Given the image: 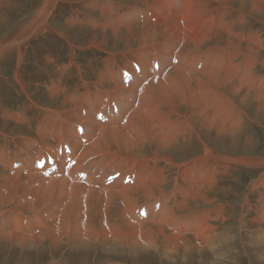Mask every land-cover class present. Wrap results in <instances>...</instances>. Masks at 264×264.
Returning <instances> with one entry per match:
<instances>
[{
	"label": "bare ground",
	"instance_id": "bare-ground-1",
	"mask_svg": "<svg viewBox=\"0 0 264 264\" xmlns=\"http://www.w3.org/2000/svg\"><path fill=\"white\" fill-rule=\"evenodd\" d=\"M57 1H59V0H42L40 2L39 6H37L38 4L34 5L37 7L35 9L33 8L34 10L32 11L31 19L27 22V24L20 25L19 28L15 31V35L12 37V39L10 41H8L6 43L0 42V62L3 61L4 59L5 60L7 58L9 59V56L7 57V54L9 52H13L15 54L14 60H15V67H17V70L16 71L14 70V72L12 74L13 79L15 80V81L14 80L13 81L15 82V84L18 87V89H16V90L19 92L21 90L29 98H32V95L28 94L27 88L25 86L26 84L20 80V78H19L20 73L18 72V71H20L18 69V68H20L19 67L21 65L20 63L23 62L25 49H21V47L17 46V45L23 41H26L27 39H29L31 37L37 38L39 35H41L43 33H45L47 35L49 33H52V35L57 34L60 37H63L64 39H66L67 43L70 46L74 45L69 38L70 36L67 37L66 32H61V30L56 31V30H54V28L50 24V19L53 15V11L55 8H58L57 7L58 6ZM122 1H124V0H122ZM126 1L127 0H125V2ZM132 1L134 4L129 5V6L125 5L127 7L126 9L124 8V6H120V4L115 5L112 0L111 1H109V0H89L88 2L85 3V7H91L93 9H95V10H91V11H93L91 13V17L87 18V21L89 22L91 28L93 30L95 29L94 32H97L96 31L97 29H101L103 27L104 28L106 27V29L109 31L110 34L113 35V37L114 36L119 37L122 34H124V38L126 39V40L125 39L124 40L127 41V42H125V43H127V45H128L129 41H130V45L131 44L132 45L135 44L136 46L140 45V47H139L140 49L139 48L138 49H136V48L130 49V48H128L129 46L128 47L126 46V47L128 48L127 52L129 54V56L132 58H135L136 63L141 64L140 66H142V71H140V73L137 76L132 75L130 77L128 74V69L135 67V64L132 61L125 59V60H123V65H120V66L117 65V70L115 73H113L114 67L109 68V69L107 68L105 71L100 70L102 72L97 71L98 74H96V76H95L96 79L94 76H90V77H94V79H93V81H88V84H87L85 82L84 78L81 76V72H82V75H84L83 74L84 73L83 68L82 67H75L77 71L78 70L80 71V73L78 74L80 78H79V80L77 79L78 83L87 84V85H90L91 88H93L88 92L86 91L81 98H79V97L77 98V102H80V104H85V101H87L89 99L91 101V100L99 99L100 97H102V95H98V92H100V93L105 92V95H106V94L117 93V91L120 90V91H124L127 94L128 93L130 94V101L128 100L129 102H127V103L122 102L121 106L118 107V108H121V110H122L121 114L119 113L120 114L119 117H120V119L122 118V120L123 119L126 120V123L124 125H117L116 124V125H113V126L108 127V128L100 127L101 130H98L99 131L98 134L96 133L97 137L95 138V141L92 142V144L85 147L84 149H82L81 155L87 157L88 155L90 156L93 154H99V153L101 154V152H107L108 154H111V153L121 154L118 156L124 155L125 157H129L130 159L133 156L135 158L138 157L140 159H138V160L133 159V160H134V163L136 161H138V165L140 168L143 167L139 173L140 180L141 181L143 180V182L148 184L152 180V175L151 174L147 175V173H146V170L149 166V165H147V163H150V161H154V163L152 165H156L155 162L159 161L158 159H160V160L165 159L168 161H172L171 160L172 158H169L167 155L162 156L160 158V153L158 152V148H160V146L162 144L166 145V144L174 143V141L175 142L178 141L179 138H181V140H183V143H186L187 139H189L191 137L192 133L196 132V133H198L197 135H199L198 129H200L202 127H204L207 130L215 129L216 131H218V133L226 132V133H229L231 135L239 133L240 132L239 130L241 129L239 127L243 126V125L240 126L241 122H242V118L246 113H248V110L250 108V105L248 103V102H250L249 100H253L256 108L264 114V80L262 78L263 76H262V74L260 76V74L258 73V77H256V78L253 77L255 69L259 66L258 63L264 65V55L260 56L261 52L259 53V49H258L260 47V45L264 44V43H262V40L260 37V35H262L263 33L260 34L261 33L260 32L259 33L260 35H259L258 34L259 31L257 32L251 28L246 29V30L241 29V26H243V24L241 25L242 18L246 17V16H244L246 14L242 13L243 7L245 6V5L243 6V3H245L246 0H185V3H181V0H175L174 6H173V2H172L173 0H132ZM262 2H264V0H247V4H248L250 9H248L249 10L248 11L246 9V6H245V9L249 13L252 12L253 14H256L257 18L258 17L262 18V16H264V5ZM77 4H79V3H77ZM129 4H131V3H129ZM118 6H120V7H118ZM117 7L122 9V11L119 12V9ZM95 11H97L99 14H94ZM139 11L141 12V15H140L141 19L139 17V20H140L139 22H141L140 24L135 23L136 21H134L135 16H136L134 14H138ZM248 12H246V13H248ZM235 13H238V14L235 17H233V14H235ZM131 17L133 18L132 19L133 23L131 22ZM257 18H255V19H257ZM246 19H247V17H246ZM251 19H252V16H251ZM253 19H254V17H253ZM234 20L238 21L240 23L239 24L236 23V24H238V26H236V28L233 27V29H231L233 26ZM82 21H85V20L82 19L81 22ZM195 21H201V23L196 24ZM253 21H255V20H253ZM124 22L125 23L127 22V24L123 25ZM255 27L256 26H254V28ZM137 28L139 30H137ZM88 29L89 28H83V26L78 25L75 28H71L69 30H70V32L76 34V33H83L84 31L87 32ZM62 31H63V29H62ZM101 35H103V34H101ZM242 40H245V42L248 41V42H246L247 44L243 43ZM111 42H114V41H111ZM87 44H90L91 46L96 47V48H101V46L97 42L92 41V39L88 40ZM217 45H219V47H220V45L221 46L222 45L230 46L232 49H234V53L232 55H230V54L226 55L225 59H222V61L217 62V65L214 68L212 67V64L210 65L211 67L208 65H203V66H199V67L195 66L196 65L195 61L198 59V54L196 56H192V55H194L193 52H194L195 48H197V47L202 48L205 46L217 47ZM12 47H14V48L10 49ZM132 48H133V46H132ZM261 48H263V47H261ZM152 49H155V51H153ZM159 49H167V51H168V49H180V51H178L179 52V54H178L179 60H175V63H178V64H175L174 66H172L170 63V57H168L167 59L161 58L164 54L161 56ZM201 50H203V49H201ZM102 51H104V50H102ZM195 52H197V49ZM109 53H112V52H109ZM120 53H122V55H123L125 53V51L120 52ZM185 53L186 54L188 53V54H190V56H192V59L190 60L192 62V65L189 64L191 66V68L189 65H188L189 67L184 65V61H181L180 56H183ZM205 53H206V51H204L203 54L205 55ZM151 54L152 55H159L157 62L160 61V64H158L159 68L156 66V68H152V71L149 72V69H147L146 63L144 61ZM204 55H202V59L200 58V61H202V62H204L203 61L204 58L207 57V56L204 57ZM209 55L212 56L213 53H209ZM237 57L239 58L238 60H236ZM233 58H235V59L233 60ZM111 60H108V61L105 60V62H109ZM113 62H116L118 64V60L113 59L111 61V63H113ZM188 62H189V60H188ZM197 64H199V63H197ZM107 65H108V63H107ZM109 65H111V64L109 63ZM74 66H75L74 63L70 60V61H68L67 64H65V66H64L65 68L64 67L63 68L67 72L70 67H74ZM152 67H154V66H152ZM161 67L162 68H168V69L167 70L165 69L163 72H161L160 71ZM65 71L63 72V74L66 73ZM108 71H109V74H107ZM122 71H123V73H122ZM56 73H57V71H56ZM164 73H166V74L163 75ZM61 74H59V75H61ZM59 75H58V77H59ZM47 76L51 82L50 83V86H52L51 89L56 90V87L54 86V84L57 82L58 78H56V76L54 78L53 76H50V74H48ZM105 76H108L109 80H111V81L106 82L104 80H99V79H103ZM100 77H102V78H100ZM59 78H61V77H59ZM123 78L125 80H127L128 84H126V85L123 84V82H124ZM61 80H62V78H61ZM54 81H55V83H54ZM48 82H49V80H48ZM48 82H47V84H49ZM60 83H62L61 84L62 88L68 86L66 83H64L62 81ZM57 86H59V85H57ZM128 86H131V88H129ZM256 86H258V88H260V89L257 90ZM75 87H79V86H75ZM81 88L82 87H80L79 90H81ZM105 89H107V90H105ZM109 91H111V92H109ZM45 93H47V92H45ZM56 93L57 92H50L49 93L51 98L55 101L58 100V98L60 99V94L57 93V96H55ZM66 94H65L66 97L70 96V95H66ZM73 95L75 96V94H73ZM106 97L108 98L109 95H106L101 99H105ZM134 97H136V98H134ZM110 98H112V97H110ZM66 99H68V98H66ZM73 99L74 98H71L70 100H73ZM101 99H99V101ZM80 104H78L79 108L82 106ZM34 105H35V103H34ZM31 106H32V103H31ZM59 106H55L54 108L59 109ZM46 108L48 109V107H46ZM70 110H72V109H70ZM162 111H164V112H162ZM58 112L56 114L54 113V116H57L56 118L60 120V123L58 122L59 125L55 128L54 132L50 133L51 134L50 137H53L56 140H60L59 137H63L62 133L65 131L63 130L62 121L65 122V120H67L66 117L64 115H62L63 113L61 114V112H60V114H59ZM94 112H92V113H94ZM8 113H9V111H8ZM10 113H12V112L10 111ZM52 113H50L49 115L51 116ZM85 113H86V111H85ZM49 115L45 114V117L40 118V122H39L40 124H39V126L37 125L38 130H41V128L45 127V124L48 123L47 121L49 120V118H51V117H48ZM165 115H166V117H165ZM69 118H71V117H69ZM169 118H175L176 125L182 124L181 131H179V130L173 131V132H164L163 131L166 128L165 125H167V120H165V119H169ZM156 119H160V121L156 122ZM0 120H1L0 121V130L4 131L5 133H3L1 131L0 132L3 135L5 134V135H7L9 137L11 136L15 139H16V137H14L15 135L12 136L9 134H12V133L16 134L19 131L24 132L23 130H25L27 128L26 127L25 129H22V127H21L22 125L20 126V128H18L19 125H17L15 123L16 121L13 123L12 121H9L7 119H0ZM11 122L14 126L11 125ZM23 123H25V122H23ZM86 123H87V121H86ZM95 123H96V121H95ZM52 125H54V124H52ZM89 125L91 126V124H89ZM86 126H87V124H86ZM93 126H95V125H93ZM47 128H48V126H47ZM30 129H32V128H30ZM88 129H90V128H88ZM92 129L94 130V128H92ZM93 130H91V131L93 132ZM167 130H168V128H167ZM42 131H41V135L43 136ZM95 131H97V130H95ZM92 132H91V134H92ZM1 133H0V135H1ZM73 133L75 134V132H73ZM185 135H187V139H184ZM46 136L45 137L43 136V137L46 138ZM48 136H49V134H48ZM85 136H86V134H85ZM69 137H70V135H69ZM21 138H24V137L21 136ZM2 139H4V138H2ZM25 139H27V138H25ZM21 140H24V139H21ZM6 142H8V141H6ZM20 142H23V141H20ZM9 143L10 142H8V146H9ZM17 143H18V141H17ZM5 145H6V143H5ZM13 145H15L14 142H13ZM20 145H21V143H20ZM70 145H71V143H70ZM152 145H154L153 148L151 149L152 154H151V156L148 157L146 155L147 151H146L145 147L146 146H152ZM174 145H175V143H174ZM176 145H178V144H176ZM13 147H12V149H13ZM17 147H19V146H17ZM30 147H32V146H30ZM156 147H157V149H156ZM210 148H211V151H205L203 153V154H205V156H202V157L198 156L195 160H191V161L186 160V162H183L181 164H176V165H178L176 167L178 177H180L182 179L184 178L185 180H187L185 178L186 176H188L195 169L202 168L206 164V162H205L206 160L210 161V159H212L214 157H217L221 160L234 162L237 165L243 164V165L250 166V167H262V168H264V156H262V157L258 156L257 157V155H256V158H251V157L245 158L243 156L242 157H232V156L228 155V152H227V154L222 155V154L217 153L216 150H214V147L213 148L210 147ZM41 150H42V148H41ZM21 151H23V150H21ZM73 152H74L73 150L70 152V155L72 156V158L74 157ZM3 153H5V152H3ZM79 155L80 154H78V156ZM17 156L19 157L20 155H17ZM78 156H77V158H78ZM0 157H2V156L0 155ZM111 157L114 158V156H112V155H111ZM145 158L147 160H144ZM217 158H215V160ZM10 159L11 158H9V161H10ZM98 159H99V157H98ZM80 160H83V159L80 158ZM114 160H115V158H114ZM3 161H2V164H3ZM77 161H78V159H77ZM101 161H103V160H101ZM24 162H25V160H24ZM122 162H123V160H122ZM4 163H5V161H4ZM6 163H8V162H6ZM11 163H13V161H11ZM11 163H9V164H11ZM78 164H76V165L78 166ZM118 165H120V164L118 163ZM9 166H13V164H11ZM132 167H130V168H132ZM5 169H8V168L5 167ZM123 169L124 168H122V170ZM204 169L206 170V168H204ZM209 169H210V167H209ZM1 173H3V172H1ZM1 173H0V176L2 175ZM16 174H19V172ZM3 175L5 177V173ZM68 175H69V173H68ZM160 175H161V172H160ZM211 175H213V174H211ZM24 176H26V175H24ZM4 177L0 179V180H3L2 181L3 183H0V188H2L4 190H8V188H10L11 191L7 192L8 196L6 197V199H4L3 201L0 202V215L4 214L6 212V210H12L13 211V212L11 211V213H9V214L7 213L6 219L12 214L18 216V213H20V212L21 213H25V212H27V213L32 212L33 213L35 209H37L39 206L45 204L46 202L52 203V201H58V200L62 199L63 202L67 203V206L65 207L61 218L59 220L57 219L59 221V225H57V227L56 226L54 227V225L57 224V221H56V219H55V221L53 220V218H52L53 216L51 217L52 221L49 222L50 224H47V221H42L44 219V216H41L38 218L37 221L39 223H43V226L40 225V227H38V228L42 227L40 234H32V233L26 234L25 232H24V234H22L19 232L20 229L18 232H16L13 229L10 230L9 232H5V230L3 232L2 231L3 229H0V239H5V241L13 239L14 244L21 246V248L22 247H30L29 245H27V244H30V245H32V249H37L38 247H40L41 244H44L46 241H48V244H47L48 250H56L61 245H64V252L63 253H60L58 255L57 253L52 251V252H50V256L48 258H44L41 261V264H59L58 259L60 261L64 260L66 264H71V262H75V261H78V262L83 263V264L85 262H86L85 264H87L88 262H92L93 264H100V263L104 264L106 262L107 264H109L110 260L115 256L117 257V260H119L120 262H116V260L113 258L114 262L110 263V264H137L138 257H140L139 255H141L142 252H144V253L145 252H147V253L151 252L155 255H158V257L160 256V257H166V258H170V259H173L176 256L180 257L182 255L181 254V252H182L183 254H185L183 256L185 258H183V259H187L186 256L188 255V253L193 248L197 249V247H196L197 244H195L196 240L199 239V240H203L204 242L208 241L209 243L214 241V239H216V238H217V241L223 240L222 235H212L210 233L209 227L212 226L213 224L210 225V223L207 222V220L210 219L211 217H215V219L221 218L220 219L221 222L225 221L226 220L225 218H227V217L222 216L223 215L222 207L212 208L211 210H209V209H204V210L200 209L199 210L201 205H204L206 203H211V200H208L207 198L204 197V195H206V194L203 195V192H204L203 190L205 188H210V186L212 185L214 180L213 181L211 180L212 183H208L207 185L202 184V183H201V185H195V187L197 188V191H196V193H194V195H193V192H191V191L190 192L192 194L190 193L189 195H192V196L188 197L189 195L188 196L184 195V197L187 196L188 199L180 198L181 192L179 190V186L174 187V189H176V190L172 191L171 197L173 199H177V197H179L178 202L175 201L176 203H178V205H176L175 208H178L177 210H179V212L182 213L181 216H178L179 214L177 215L176 213H174L173 219L176 221V225L179 228H180V226H181V228H183L184 227L183 224L185 225L186 220L188 219L187 217H189V216L191 219L194 220L195 223L198 224V227L195 228L196 225L193 223V220L189 223V230L193 231L194 234H190V233L189 234H186V233L178 234L177 233V235H175V234H173V231H172V233L169 232L168 231L169 229H167V227H166V225L171 226L170 220L161 219V220H158L159 222L158 221H148L147 223L141 221L138 223L139 226H137L136 224L129 222L127 220L122 222V224H120L121 222L120 223L118 222L120 224L118 226H115V225L110 226L108 224V221L113 220V218H116L118 220L124 209H126L127 211L132 210L134 207V205H132V204L136 203L137 200H139L140 198H142V201H145L147 198H152L151 196L162 195V194H159L163 189V187L160 185H154L153 183H151L152 185L151 184L146 185L145 187L144 186H138V187L133 186L131 188L126 187V189H122V187H114L115 188L114 189L112 186V188L105 187V189L104 188H98V190L97 189L94 190L93 188L89 187V188H87L88 190H84L83 189L84 186L82 187L78 183H76L74 176H73V181H68L67 176H60V178L57 177V178H51L50 180L49 179L47 180V183H45L46 185L41 187L42 190H40V192H42V194L39 195V199L35 203H33V202L32 203H30V202L22 203L23 201L21 203H19L18 200H17L18 202L14 200V196L21 189L20 186L18 185L17 182H12V184H11V182L8 181L10 178L8 180H5ZM15 179H16V181L19 180V178L18 179L15 178ZM137 180H139V179H137ZM187 181H189V180H187ZM39 182H41V181H39ZM42 183L40 185H42ZM27 184H29V183H27ZM249 185L246 188L248 189V192L251 193L256 188H259V189L262 188L264 186V182H262V178H261L260 181L257 180L252 185H251V183ZM26 186H28V185H26ZM188 186H189V188L191 187V189L194 188V187H192L193 185H188ZM25 187L22 188L21 190H27ZM91 187H93V186H91ZM181 191H183V189ZM185 191H187V190H185ZM82 193L86 194V197H84V195H82L83 198L85 199V202H83V204H78V206L76 208H79V207H81V208L77 209L78 210L77 215H73L71 213L73 211L70 212V207H69L70 203L73 200H76L79 203L80 195ZM2 194H5V192ZM52 198H53V200H52ZM212 199H213V197H212ZM247 199L248 198L246 197L245 201H247ZM257 200H259V202L264 201V192L261 191V192L257 193ZM102 201H104L103 204L101 203ZM117 201H120L119 211L112 212V210L116 208V207H114V205L117 203ZM81 202H82V200H80V203ZM163 204H166L163 206V208H164L163 211H165V212H163L164 216H170L172 211H170V209H168L169 202H166V203L163 202ZM218 205H220V203ZM5 207H10V208L5 210ZM101 207L103 208L104 211L102 212V215L99 216ZM196 207H198V208H196ZM72 208L73 207H71V209ZM250 210H252V208H247V212H243V215H241V217H239L241 225L240 224L238 225L237 230L238 229L241 230V228H244V226H246V224L244 222L245 219L243 220V218L247 217L248 213H250ZM196 211H199L198 213L202 214V216L198 215V213L196 214L195 213ZM252 211H253V218L250 219L249 221L260 225V221L263 220L262 217L264 216V204L257 205ZM73 213H75V211ZM22 215H20V216H22ZM58 215H59V213H58ZM245 215H246V217H245ZM57 218H58V216H57ZM183 218H187V219L184 220ZM6 219L2 218V221H4L3 224L6 223ZM103 220H105V225H103ZM183 220H184V223L182 222ZM10 221L12 222L13 219H11ZM22 222H24V221H22ZM77 222L80 224L85 222L84 226H82V227L80 226L81 227L80 232L77 231L79 229L78 228L79 224L77 225ZM180 222H182L183 224ZM18 223H19V221H18ZM200 224H201V226H200ZM26 226H28V225H26ZM186 226H187V224H186ZM23 228H24V226H23ZM192 228H195V229H192ZM260 228L261 227L256 228V229H260ZM239 230L234 231V233H232V232L229 233L228 231H227L228 232L227 234L224 233V235H227V237L224 241L226 243L225 245H227L228 243H231L233 239L235 241L236 237L238 236V233L241 232V231L239 232ZM76 233H78L79 235ZM240 235H242V234H240ZM144 238H146V239H144ZM254 238H255V236H254ZM261 239L259 240V238H258L257 242L253 241L252 243H250L251 241L250 242L247 240L244 241L245 245H242V246H245V248H242V249H244L243 251L244 252L247 251V248L252 250L253 247H258L256 245V243L264 246V242H263L264 239H263V241ZM13 240H10V241L13 243ZM171 240H173L174 242L176 241V243L173 245V243H171L172 242ZM248 240H250V239H248ZM252 240H253V237H252ZM199 242H201V241H199ZM102 243L103 244L104 243L110 244L109 249H107L108 247L107 248L105 247L106 249L105 248L102 249V247H101ZM198 245H199V243H198ZM205 245H206V243H205ZM221 245H216V248L220 249ZM228 245H230V244H228ZM218 249H216V250H218ZM216 252H217V254H220V255L223 253V251H221V250H220V252L219 251H216ZM70 256H71V259H69ZM104 256H109V257L105 260H102V258ZM122 256L124 258L128 259V262L123 263L122 261H124V260L122 259ZM256 256L258 257V260H264V249H263V252L257 251ZM213 257H215V256H213ZM223 258L224 257H221L220 260ZM84 259H86L87 261ZM55 260H57V261H55ZM64 261H62V262H64ZM83 261H85V262H83ZM141 261H143V259ZM148 262H150V261H148Z\"/></svg>",
	"mask_w": 264,
	"mask_h": 264
},
{
	"label": "rangeland",
	"instance_id": "rangeland-1",
	"mask_svg": "<svg viewBox=\"0 0 264 264\" xmlns=\"http://www.w3.org/2000/svg\"><path fill=\"white\" fill-rule=\"evenodd\" d=\"M38 1L39 0H0V42L6 43V42L10 41L12 39V37L15 35V31L19 28V26L27 24V22L31 19L32 11L37 6H39V4L42 0H40L39 2ZM88 1L89 0H59V1H57L58 2V6H57L58 8L54 9L53 15L51 17L52 20L50 19V24L54 28V30H56V31L61 30V32L67 33V37L70 36L69 38H70L71 42L74 44V45H71L72 47L67 43L66 39H64L63 37H60L57 34L52 35V33H49L48 35L43 33L37 37L38 39L31 37V38L27 39L26 41H23L17 45V46H20L21 49H25L23 62L20 63L21 64L19 66L20 68H18L20 70V71H18L20 73L19 78L21 81H23V83L26 84L25 86L27 88V92L29 95H32V98L27 97L21 90H20V92L16 90V89H18V87L15 84V82H14L15 80L13 79V76H12L14 70L15 71L17 70V67H15V60H14L15 54L13 52H9L7 54V57L9 56V59L7 58L6 60L4 59L3 61L0 62V119H7L9 121H12L13 123L16 121L15 123L17 125H19L18 128H20L21 125H22L21 126L22 129H25L26 127L28 128V129L26 128L25 130H23L24 132H22V131L17 132L16 133L17 135L15 133L9 134L12 136L15 135L14 137H16L17 140L10 136L13 139L12 140L9 136H7L5 134H4L5 135L4 136L1 132H3V133H5V132L0 130L1 131L0 132L1 133V135H0V143H1L0 144V155L2 156V157H0L1 158L0 161L1 160L5 161V163L3 161V164H2V161L0 162V166H1L0 167V173L3 172V173H1L2 175L5 173V177H4V175L3 176L1 175L0 179L4 177L5 180H8L10 178L8 181H10L11 184H12V182H17L21 189L24 188L26 185H28L25 187L28 191L20 189L16 195L14 194L15 195L14 200L15 201L18 200L19 203H21L22 201H23L22 203H25V202L35 203L39 199V195L42 194V192H40V190H42L41 187L46 185L45 183H47V180L48 179L50 180L51 178H57V177L60 178V176H67L68 181H73V176H74L76 183H78L82 187L84 186L83 187L84 190H88L87 188H89V187L93 188L94 190H96V189L98 190V188H104L105 189V187L112 188V186H113V188L114 187H122V189H126V187L131 188L133 186H137V187L138 186H144L145 187L146 185H150L151 183H153L154 185H160L163 187L162 191L159 193L162 195L151 196L152 198H147L145 201H142V198H140L139 200H137L136 203L132 204V205H134L132 210L127 211L126 209H124L118 220L116 218H113V220L114 219L115 220L114 221L113 220L108 221V224L110 226L111 225L118 226V225L122 224V222L127 220V221L132 222V223L136 224L137 226H139L138 223L141 221L147 223L148 221H158V220L163 219V220H170L171 221V223H170L171 226L166 225V227H167V229H169L168 230L169 232L172 233V231H173V234H175V235H177V233L178 234H180V233L181 234H183V233L194 234L193 231L189 230V223L193 220L190 218V216L187 217L188 219L183 218L184 220L187 219L185 225L183 224L184 220L182 221L183 223L180 222L183 224V226H184L183 228H181V226L179 228L176 225V221L173 219L174 213H176L177 215L179 214L178 216H181L182 213H180L179 210H177L178 208H175V206L178 205V203H176V202H178L179 197H177V199H173L171 197V193H172V191L176 190V189H174L175 186H179V190L181 192L180 198L188 199V197L192 196V195H189L191 192H193V195H194V193H196L197 188L195 187V185H201V183L207 185L208 183H212V181L214 180V182L212 183L210 188H205L203 190L204 191L203 195L206 194V195H204V197L207 198L208 200H211V203H206L204 205H201L199 210L200 209L211 210L212 208L222 207V210H223L222 216L227 217V218H225L226 220L221 222V220H220L221 218L215 219V217H211L210 219L207 220V222H209L210 225L213 224L212 226L209 227L210 233L212 235H222L223 237L222 236L221 237L223 238V240L217 241V238H216L211 243H209L208 241L204 242L203 240H199V239L196 240V243L195 242L194 243L197 244L196 245L197 249L193 248L188 253V255L190 257L188 255H187L188 257L186 256L187 259H183V258H185V257H183L185 254H183L182 252H181L182 255L180 257L176 256L173 259L166 258V257H160V256L158 257V255H155L151 252H149V253L142 252L141 255H139L140 257H138L137 264H150V263L151 264H200V263L201 264H264V260H258V257L256 256L257 251L263 252V249H264L263 245H259L256 243V245L258 247H253L252 250L247 248V251H245V252L243 251L244 249H242V248H245V246H242V245H245L244 241H246V240L249 242L251 241L250 243H252L253 241L257 242L258 238H259V240L262 238L261 239L262 241L264 239V228H263L264 227V216L262 217L263 220H261L262 218L260 219L261 220L260 225L249 221L250 219L253 218V211L252 210L257 205L264 204V201H261L262 202L261 203V202H259V200H257V193L261 192V191L264 192V186L260 189L259 188L254 189L251 193L248 192V189L246 188L250 183L252 185L257 180L260 181L261 178H262V182H264V168H262V167H250V166H246L243 164L237 165L234 162L225 161V160H221L217 157H214V158L210 159V161L206 160L205 161L206 164L202 168L195 169L194 170L195 172L192 171L188 176H186L185 178L189 181L185 180L184 178L182 179V178L178 177L177 168H176L178 166L176 164H181L183 162H186V160L187 161L195 160L198 156H200V157L205 156V154H203V153L205 151H211L210 147H212V148L214 147V150H216L217 153L222 154V155L227 154V152H228V155H230L232 157H242L243 156L245 158H250V157L256 158V155H257V157L258 156H260V157L264 156V114L256 108L253 100H249L250 102H248L250 105V108L248 110V113H246L242 118V122H241L240 126H242V125L243 126L239 127V128H241L239 130L240 131L239 133H236L234 135H231V134L226 133V132L218 133V131H216L215 129L207 130L204 127H202L200 129H198L199 135H197L198 133H196V132L192 133L191 137L189 139H187V135H185L184 139H187L186 143H183V140H181V138H179L178 141H176V142L174 141L175 145H174V143L166 144V145L162 144L160 146V148H158V152L160 153V158L162 156L167 155L169 158H172L171 159L172 161H168L165 159L164 160L158 159L159 161L155 162L156 165H152L154 163V161H150V163H147V165H149V166L146 170V173H147V175H149V174L152 175V180L148 184L143 182V180L142 181L140 180L139 173L143 167H141V168L139 167L138 161H136L134 163V160L140 159L138 157L135 158L133 156L130 159L129 157H125L124 155L118 156L121 154H117V153L108 154L107 152H101V154L100 153L99 154H93L90 156L88 155L87 157L81 155L82 149H84L85 147H87L88 145L92 144V142L95 141V138L97 137V134L99 132L98 130H101L100 127L108 128V127H111V126L116 125V124L117 125H124L126 123V120H124V119L122 120V118L120 119L119 116H120L122 110H121V108H118V107L121 106L122 102L127 103L130 101V94L129 93L127 94L124 91L118 90L117 93L106 94V95H109V97L108 98L106 97L105 99H101L104 96H106L105 92H103V91H102L103 93L98 92V95H102V97L99 98V99H101L100 100L101 102L99 101V99H94L91 101L89 99V100L85 101L86 105L80 104V102H77V98L78 97L81 98L86 91L88 92L91 89H93V88H91L90 85H87L88 81H93L96 74H98L97 71H100V70L105 71L107 68L109 69V68L114 67L113 73H115L117 70V65H119V66L123 65V60H125V59H128L135 64V67L128 69V74L130 77L132 75L137 76L140 73V71H142V66H140L141 64L136 63L135 58L130 57L128 52H127L128 48L138 49L140 47V45H138V46H136L135 44L130 45V41L128 42V45H127V43H125L127 41H125L126 39L124 38V34H122L119 37L118 36L113 37V35L109 33V31L106 29V27L105 28L103 27L101 29H97L96 30L97 32H94L95 29L93 30L91 28L89 22L87 21V18L91 17V13L93 12L91 10H95V9H93L91 7H85V3ZM109 1H111V0H109ZM112 1L114 2L115 5L120 4V6H124L125 9L127 8L126 6L134 4L132 0H127L126 2H125V0L124 1L112 0ZM172 2H173V6H174L175 0H173ZM77 3H79L80 5ZM129 3H131V4H129ZM181 3H185V0H181ZM262 3L264 5V2H262ZM34 5H37V6H34ZM244 5L246 6L247 10L250 9L248 4H247V0L245 1V3H243V6ZM120 6H118V7H120ZM245 6L243 7L242 13L246 14L244 16H246L247 19L248 18L249 19L247 20L246 17H244L245 19L242 18L241 25L243 24V26H241V29L246 30V29L251 28L257 32L259 31L258 34L260 32H261L260 34H262V33L264 34V22H263L264 16H262V18H259V17L257 18V15L253 14L252 12L249 13L248 12L249 10L247 11L245 9ZM118 9H119V12L122 11V9H120V8H118ZM246 12H248V13H246ZM94 14H99V13L97 11H95ZM237 14L238 13L233 14V17H235ZM134 15H136L135 19H134V21H136L135 23L140 24L141 22H139L140 21L139 17L141 15V12L139 11L138 14H134ZM251 16H252V19H251ZM253 17H254V19H253ZM255 18H257V19H255ZM82 19L85 21L81 22ZM132 19L133 18L131 17V22H132ZM140 19H141V17H140ZM253 20H255V21H253ZM195 23L200 24L201 21H195ZM236 23L239 24L240 22L234 20L233 26L231 29H233V27L236 28V26H238V24H236ZM124 24H127V22L126 23L124 22L123 25ZM78 25L83 26V28H89V29L87 30V32L84 31L83 33H76L75 34V33L70 32L69 29L75 28ZM254 26H256V27L254 28ZM62 29H63V31H62ZM137 30H139V29L137 28ZM101 34H103V35H101ZM263 34L260 35L262 43H264V40H263L264 35ZM90 39H92V41L97 42L101 46V48H96V47L91 46L90 44H87V41ZM111 41H114V42H111ZM242 42L247 44L246 42H248V41L245 42V40H242ZM126 46L127 47L129 46V47L127 48ZM132 46H133V48H132ZM261 47H263V48H261ZM13 48L14 47H12L10 49H13ZM196 49H197V52H195ZM201 49H203V50H201ZM258 49H259V53L261 52L260 56L264 55V44H261ZM102 50H104L105 52ZM152 50L155 51V49H152ZM159 50H160L161 56L164 54L163 55L164 57L162 56L161 58L167 59L168 57H170V63L172 66H174L175 64H178V63H175V60H179V57H178L179 52L178 51H180V49H168V51H167V49H159ZM123 51H125L124 54L126 56L124 54L122 55V53H120ZM204 51H206L205 55L203 54ZM109 52H112V53H109ZM209 53H213V55L210 56ZM233 53H234V49H232L230 46H226V45L221 46L220 45V47H219V45H217V47H213V46H205L202 48L197 47V48H195V50L193 52L194 55H192V56H196L198 54V59L195 61V63H196L195 66H197V67L203 66V65L210 66L212 64V67L214 68V67H216L217 62L222 61V59H225L226 55H229V54L232 55ZM202 55H204V57L207 56L204 58V60H203L204 62L200 61V58L202 59ZM158 56L159 55H152L151 54L144 61L146 63L147 69H149V72L152 71V68H156V66L158 67V64H160V61L157 62ZM192 56H190V54H188V53L187 54L185 53L183 56H180L181 61H184V65L189 67L190 65H192V62L190 61L192 59ZM112 58L115 60H118V64L116 62L111 63V61L113 60ZM234 59L235 58H233V60ZM238 59L239 58L237 57L236 60H238ZM70 60L74 63L75 66L70 67L68 69V71L66 72L64 69L65 68L64 66ZM105 60L106 61L111 60V61L105 62ZM188 60H189V62H188ZM107 63H108V65H107ZM109 63L111 65H109ZM197 63H199V64H197ZM258 64H259V66L255 69L253 77L254 78L258 77V73H259L260 76L262 74V76H263L262 78L264 80V65L260 64V63H258ZM152 66H154V67H152ZM75 67H82L83 68V72H84L83 74L84 75H82V72H81V76L84 78V80L87 84L78 83V80L80 78L78 74L80 73V71L79 70L77 71ZM161 68H160L161 72H163L165 69L166 70L168 69V68H162V69ZM190 68H191V66H190ZM56 71H57V73H56ZM64 71L66 72L65 74H63ZM102 71H100V72H102ZM122 73H123V71H122ZM48 74H50V76H53L54 78H55V76H56V78H58L56 83L54 81V83H55L54 86L56 87V90L51 89L52 86H50L51 82H50V79H48V76H47ZM59 74H61V75H59ZM107 74H109V71L107 72ZM165 74L166 73H164L163 75H165ZM58 75H59V77L62 78V80H61V78L58 77ZM90 76H94V77H90ZM100 78H102V77H100ZM95 79H96V77H95ZM48 80H49V82H48ZM99 80H104L106 82L111 81V80H109L108 76H105L103 79H99ZM123 80H124L123 84H125V85L128 84L127 80H125L124 78H123ZM61 81L66 83L68 86L62 88V85H61L62 83H60ZM47 82L49 84H47ZM57 85H59V86H57ZM75 86H79V87H75ZM80 87H82L81 90H79ZM128 87L131 88V86H128ZM256 89L258 90L260 88H258V86H256ZM105 90H107V89H105ZM111 91H109V92H111ZM45 92H47V93H45ZM50 92H57L58 94H60V99L58 98V100H56V101L53 100L49 94ZM57 93L55 96H57ZM65 94L70 95V96L66 97ZM73 94H75V96ZM110 97H112V98H110ZM66 98H68V99H66ZM71 98H74V99L70 100ZM134 98H136V97H134ZM31 103H32L33 107L31 106ZM34 103H35V105H34ZM78 104L82 105L80 107L81 109L78 107ZM55 106H59V109L54 108ZM46 107H48V109ZM70 109H72L73 111ZM8 111H9V113H8ZM10 111L12 113H10ZM85 111H86V113H85ZM57 112L59 114H60V112H61V114L63 113L62 115H64L67 119V120H65V122L62 121L63 130L65 132L62 133L63 137H59L60 140H56L53 137H50V135H51L50 133L54 132L55 128L60 123V120L56 118L57 116H54V113L56 114ZM92 112H94V113H92ZM162 112H164V111H162ZM50 113H52L51 116L49 115ZM45 114H48L49 115L48 117H51V118H49V120L47 121L48 123L45 124V127H42L41 130H38L37 127L40 124L39 123L40 118L45 117ZM69 117H71V118H69ZM165 117H166V115H165ZM165 120H167V125H165L166 128L163 130L164 132H173V131H178V130L181 131L182 124L176 125L175 118H169V119H165ZM86 121H87V123H86ZM95 121L97 124L95 123ZM159 121H160V119H156V122H159ZM12 122H11V125L14 126L12 124ZM23 122H25V123H23ZM85 123L87 124L88 127L86 126ZM52 124H54V125H52ZM89 124H91V126ZM93 125H95V126H93ZM47 126H48V128H47ZM30 128H32V129H30ZM88 128H90V129H88ZM92 128H94V130ZM167 128H168V130H167ZM91 130H93V132ZM95 130H97V131H95ZM41 131L43 132L44 137L47 135L46 138H44L41 135ZM73 132H75V134ZM91 132H92V134H91ZM48 134H49V136H48ZM85 134H86V136H85ZM69 135H70V137H69ZM21 136L24 138H21ZM2 138H4V139H2ZM25 138H27V139H25ZM21 139H24V140H21ZM6 141L10 142L9 146H8V142H6ZM17 141H18V143H17ZM20 141H23V142H20ZM13 142L15 143V145H13ZM5 143H6V145H5ZM20 143H21V145H20ZM70 143H71V145H70ZM176 144H178V145H176ZM17 146H19V147H17ZM30 146H32V147H30ZM153 146L154 145L145 147V149L147 151L146 155L148 157L151 156V154H152L151 149L153 148ZM12 147H13V149H12ZM41 148H42V150H41ZM156 149H157V147H156ZM21 150H23V151H21ZM72 150L74 151L73 152L74 153L73 158L70 155V152ZM2 151L5 153H3ZM78 154H80L79 155L80 157L78 156ZM17 155H20V156L18 157ZM111 155L114 156L115 160H114V158L111 157ZM77 156H78V158H77ZM98 157H99V159H98ZM9 158H11L10 161H9ZM80 158L83 160H80ZM215 158H217V159L215 160ZM77 159H78V161H77ZM24 160H25V162H24ZM101 160H103V161H101ZM122 160H123V162H122ZM144 160H147V159L145 158ZM11 161H13V163H11ZM6 162H8V163H6ZM9 163L13 164V166H9V165H11ZM118 163L120 165H118ZM76 164H78V166ZM5 167L8 169H5ZM130 167H132V168H130ZM209 167H210V169H209ZM122 168H124V169L122 170ZM204 168H206V170ZM18 172H19V174H16ZM160 172H161V175H160ZM68 173L70 176L68 175ZM211 174H213V175H211ZM24 175H26V176H24ZM15 178H17V179L19 178V180L16 181ZM137 179H139V180H137ZM2 181L3 180H0V183H3ZM39 181H41V182H39ZM27 183H29V184H27ZM41 183H42V185H40ZM188 185H193L192 187H194V188L191 189V187L189 188ZM91 186H93V187H91ZM182 189H183V191H181ZM185 190H187V191H185ZM10 191H11L10 188H8V190H4V189L0 188V193H1L0 194V202L3 201L4 199H6V197L8 196L7 192H10ZM4 192H5V194H2ZM82 195H84V197H86L85 193H82L80 195V200H82L81 203H80V200H79V203L76 200H73L70 203V206H69L70 212L75 211V213L71 212L73 215H77V211H78L77 209L81 208V207L76 208L78 206V204H83V202H85V199L83 198ZM184 195H187V196L189 195V196L184 197ZM212 197H213V199H212ZM246 197L248 198L247 201H245ZM53 198H52V200H53ZM58 201H52V203L46 202L45 204H43V205L39 206L37 209H35L33 213L32 212L31 213H29V212L28 213L27 212L21 213L20 212V213H18V216L12 214L7 219H6L7 213L8 214L11 213L12 210H6L10 207H5L6 212L4 214L0 215V229H3L2 230L3 232H4V230H5V232H9L12 229L15 230L16 232H18L20 229L19 232L22 234H24V232L26 234H31V233L32 234H40L42 227L41 228H38V227H40V225L43 226V223H39L37 220L41 216H44V219L42 221H47V224H50L49 222L52 221V218L54 221L56 219L57 224H55L54 227L55 226L57 227V225H59L58 220L61 218L62 213H63L65 207L67 206V203L63 202L62 199H60ZM163 202L164 203L169 202L168 209H170V211H172L170 216H164L163 212H165V211H163L164 210L163 206L166 204H163ZM101 203L103 204L104 201H102ZM219 203H220V205H218ZM245 206L247 208H252V210H250V213H248L247 217L245 215L246 218H243V220L244 219L246 220V221L244 220L246 226H244V228H241V230L238 229L239 232L240 231L241 232L238 233V236L236 237L235 241L232 238L233 239L232 242L228 243L230 245H228V244L225 245L226 243L224 241H225L227 235H224V233L227 234L228 232L234 233V231H238L237 228H238V225L240 224L239 217H241V215H243V212H247V208ZM71 207H73V208L71 209ZM114 207H116V208L113 209L112 212L119 211L120 201H117V203L114 205ZM196 208H198V207H196ZM103 211L104 210L101 207L99 216L102 215ZM198 212L199 211H196L195 213L197 214ZM58 213H59V215H58ZM20 215H22V216H20ZM198 215L202 216V214H199V213H198ZM57 216H58V218H57ZM2 218L6 219L5 224H3L4 221H2ZM11 219H13V221H12L13 223L10 221ZM18 221H19V223H18ZM22 221H24V222H22ZM118 222L119 223L121 222V223L119 224ZM193 223L196 225L195 228H197L198 224L195 223L194 220H193ZM84 224H85V222H83L81 224L77 222V225L79 228V229L77 228L78 232H80V228L82 226H84ZM186 224H187V226H186ZM22 225L24 226V228ZM26 225H28V226H26ZM103 225H105V220H103ZM200 226H201V224H200ZM259 227H261V228L256 229ZM195 228H192V229H195ZM76 234H78V233H76ZM240 234H242V235H240ZM254 236L256 239L254 238ZM252 237H253V240H252ZM144 239H146V238H144ZM248 239H250V240H248ZM10 240H13V239H10ZM10 240L5 241V239H0V264H41V261L44 258H48L50 256V252L53 251V252L57 253L58 255L60 253L64 252V245H61L56 250H48V245H47L48 241H46L44 244H41L40 247H38L37 249H32V245H30V244H27L30 247H22L21 248V246L14 244V240H13V243ZM171 241L170 242L173 243V245L176 243V241L175 242L173 240H171ZM199 241H201V242H199ZM198 243H199V245H198ZM205 243H206V245H205ZM215 244L216 245L222 244L223 246L221 245V248L218 249V248H216ZM109 246H110V244H108V243H104V244L102 243L101 244L102 249H104L105 247L106 248L108 247L107 249H109ZM216 249H218V250H216ZM220 250L223 251V253H222L223 255L217 254L216 251L220 252ZM213 256H215L216 258ZM108 257L109 256H104L102 258V260H105ZM221 257H224L225 259L223 258L224 260L223 259L220 260ZM113 258L116 260V262H120L119 260H117L116 256ZM113 258L110 260V263L114 262ZM69 259H71V256ZM122 259L124 261H122L121 259L120 260L123 263L128 262V259L124 258L123 256H122ZM142 259H143V261H141ZM84 260H86V259H84ZM55 261H57V260H55ZM62 261H64V260L60 261L58 259L59 264H66L65 261L64 262H62ZM148 261H150V262H148ZM83 262H85V261H83ZM71 264H83V263L75 261V262H71ZM87 264H93V263L88 262ZM104 264H107V263L105 262Z\"/></svg>",
	"mask_w": 264,
	"mask_h": 264
}]
</instances>
